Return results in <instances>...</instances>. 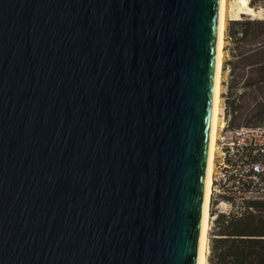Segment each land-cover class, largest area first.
I'll return each mask as SVG.
<instances>
[{
	"label": "water",
	"instance_id": "water-1",
	"mask_svg": "<svg viewBox=\"0 0 264 264\" xmlns=\"http://www.w3.org/2000/svg\"><path fill=\"white\" fill-rule=\"evenodd\" d=\"M219 3L0 0V264H197Z\"/></svg>",
	"mask_w": 264,
	"mask_h": 264
},
{
	"label": "trees",
	"instance_id": "trees-1",
	"mask_svg": "<svg viewBox=\"0 0 264 264\" xmlns=\"http://www.w3.org/2000/svg\"><path fill=\"white\" fill-rule=\"evenodd\" d=\"M255 3L250 0L249 6L255 7ZM225 31L232 45L231 79L234 82L246 77L242 89L251 90L241 94L249 98L246 105L236 104L237 98L228 100V113L244 109L248 111V123L264 127V18L232 20ZM233 192L238 194L239 188ZM239 199L235 213L211 212L216 232L209 241L208 264H264V200Z\"/></svg>",
	"mask_w": 264,
	"mask_h": 264
},
{
	"label": "built area",
	"instance_id": "built-area-1",
	"mask_svg": "<svg viewBox=\"0 0 264 264\" xmlns=\"http://www.w3.org/2000/svg\"><path fill=\"white\" fill-rule=\"evenodd\" d=\"M214 160V195L222 199L225 215L239 210L233 190L239 188L245 200H264V128H221Z\"/></svg>",
	"mask_w": 264,
	"mask_h": 264
},
{
	"label": "rangeland",
	"instance_id": "rangeland-1",
	"mask_svg": "<svg viewBox=\"0 0 264 264\" xmlns=\"http://www.w3.org/2000/svg\"><path fill=\"white\" fill-rule=\"evenodd\" d=\"M235 1V2H234ZM250 0H248V3ZM256 6L252 7V9L255 11V15H247V14H238L236 16L237 12V5H236V0H228V7H227V17H226V23H225V30L228 26V23L232 20H237L241 19L243 17H248L252 19H262L264 18V0H256ZM236 11V12H235ZM258 12V13H257ZM231 49L232 45L229 40L226 39V31H224V44H223V72H222V79H221V86H222V93H221V102H222V121L224 123V126H227L228 130H233V129H240V128H255L252 123H248V111H245L244 109L238 110L235 114L231 115L228 113V107H227V102L228 100H233L234 98H237L238 100L236 101V104H239L241 106L247 104V100L249 99L247 95L241 96L242 93L247 92L249 93L251 90L246 89L243 90L242 86L246 80V77L243 79H236L233 80L231 79L230 76V62H232V57H231ZM241 97V98H239ZM261 99H258L260 101ZM235 118V119H234ZM233 120V123L231 126L230 125V120ZM223 126V127H224ZM264 128V127H260ZM221 135V130L219 132V136ZM219 139V138H218ZM218 141V140H217ZM218 146V143H217ZM218 148V147H217ZM218 149L215 154H217ZM216 157V155H215ZM214 157V160H215ZM216 164V160H215ZM214 176L216 175V169L214 166ZM217 189V186H214L212 189V194L210 198V206H209V214L211 216V212L215 214H220V211H227L228 209L224 206L222 199H220L217 195H214L216 193H213V190ZM237 198V203L240 201V197L242 196L241 194H236L235 195ZM232 213V212H231ZM215 216L210 217V224H209V231L207 235V242H208V248H209V241L210 238L212 237V234L216 232V229L214 228L213 225V220ZM209 253V252H208ZM205 264H208V254H207V262Z\"/></svg>",
	"mask_w": 264,
	"mask_h": 264
},
{
	"label": "bare ground",
	"instance_id": "bare-ground-1",
	"mask_svg": "<svg viewBox=\"0 0 264 264\" xmlns=\"http://www.w3.org/2000/svg\"><path fill=\"white\" fill-rule=\"evenodd\" d=\"M235 2V1H234ZM238 7L236 16L238 14L255 15V11L249 6L248 0H236ZM228 0H220L219 3V18H218V36H217V50H216V65H215V79H214V97L213 108L211 118V129L209 139V150L207 160V171L205 180V194L201 219V232L198 247V260L197 264H205L207 262V254L209 252L207 235L210 224V198L213 189V175H214V157L217 151V140L219 138V132L223 128L224 123L222 121V102H221V79L223 72V44H224V31L227 15ZM258 13V12H257ZM219 151V150H218ZM218 153V152H217Z\"/></svg>",
	"mask_w": 264,
	"mask_h": 264
}]
</instances>
